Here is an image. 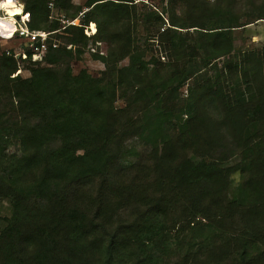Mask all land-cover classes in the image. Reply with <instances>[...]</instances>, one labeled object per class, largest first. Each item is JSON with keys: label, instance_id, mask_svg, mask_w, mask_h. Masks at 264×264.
Wrapping results in <instances>:
<instances>
[{"label": "trees", "instance_id": "obj_1", "mask_svg": "<svg viewBox=\"0 0 264 264\" xmlns=\"http://www.w3.org/2000/svg\"><path fill=\"white\" fill-rule=\"evenodd\" d=\"M133 1L86 0L76 6L51 0L71 17L86 7V22L102 15L114 23L109 39L115 60L95 55L105 65L102 76L73 74L69 63L58 71L54 66L71 57V49L57 47L42 58L51 67L32 61L29 76H11L16 61L0 52V89L12 101L0 114V202L10 205V216H0V264H166L174 250L182 255L177 264L216 261L201 247L191 251L193 243L171 238L179 221L181 227L194 222L192 236L210 243L197 246L216 243L215 236L219 246H233L230 264L264 263V58L246 50L220 68L216 64L234 55V32L250 21L242 23L228 7L210 8L207 0H185L184 13L178 0H169L160 12L142 14L146 40L156 39L167 58L146 60L124 24L138 18ZM255 1L264 7V0ZM22 2L32 29L59 27L58 21L48 23L47 0ZM252 11L249 17L264 18ZM73 28L68 43L87 38L82 26ZM98 32L108 40L105 28ZM124 58L126 65H115ZM187 80L179 105L177 91ZM117 91L128 101L123 108L114 106ZM213 109L219 118L211 116ZM171 121L178 126L175 140L168 134ZM253 125L259 129L247 134ZM225 126L234 130L229 144L237 154L227 148ZM136 134L149 137L158 154L150 170L164 173L151 191H143L148 183L138 178L122 177L131 166L121 160L125 140ZM9 135L19 152L5 157ZM189 145L202 153L186 155ZM236 172L242 176L237 184L231 178ZM177 203L182 218L169 221ZM132 205L141 209L134 221L116 224L118 212ZM225 216L239 226L223 241ZM197 217L208 220V233H200Z\"/></svg>", "mask_w": 264, "mask_h": 264}, {"label": "rangeland", "instance_id": "obj_2", "mask_svg": "<svg viewBox=\"0 0 264 264\" xmlns=\"http://www.w3.org/2000/svg\"><path fill=\"white\" fill-rule=\"evenodd\" d=\"M20 1V2H19ZM209 2L210 8H215L217 6L221 7H228L232 12L233 16H240V21L246 22L250 21L248 24L236 28L235 30V46H234V52L230 55H226L224 57H220L216 64L218 65V68H220L223 64V62L228 61L229 59L235 60L238 59L240 54L243 53L246 50H255L259 51L264 58V18L259 19H253L252 17H249L248 14L251 13L252 10H257L259 7H263L262 3L260 1H249V0H207ZM18 3L22 5L23 11H30V10H24V4L22 0H17ZM48 4L47 7L49 9V21L48 23H51L52 21H58L59 27L56 30H48L47 28H41L40 30L49 31L51 32L47 37V45L51 46V44L54 42L57 44V48H67L71 49V57L63 56L59 63L54 66V68L58 69V71H62L65 69L67 64L69 63V66L71 68V71L73 74H77L82 70H85L87 73L91 74L92 76H102L101 72L105 70V65L103 61H101L100 58H97L95 55H103L107 56L109 54L110 60H115V49L113 46V41L109 39V35L114 32L117 28L114 25V23H107V20L103 18L102 15H97L96 18L88 20L86 22L85 18H83V11L87 10L88 8L83 7V11L78 12L77 16L71 17L67 15V13L59 12L56 10L51 4V0H47ZM72 2L76 6H84V3L86 0H72ZM133 3H135L137 8V15L138 18H130L128 21L125 20L124 24L126 23V28L129 29L131 40L133 42L134 46H139L140 48L144 49L146 55L145 59L149 60L152 56L156 60H160L165 62L167 60L166 55L159 52L157 49V43H159L156 39L153 40H146V30L144 28V22L141 19L143 17V13H147L150 11V9L158 10L160 12L161 6H164L165 8L168 7L169 0H134ZM178 8L179 6H183L182 13L185 12L187 8V2L185 0H178ZM4 10L0 8V14H3ZM253 15L256 14H264V10H258L256 12H253ZM167 13H163L164 17H166ZM23 15V14H22ZM4 15L0 16V33L4 32V26L6 21L1 19ZM24 18V17H23ZM75 21L76 23L72 24L71 22ZM106 21V22H105ZM86 23V24H85ZM74 26H82L83 34L87 37L85 39L81 38L75 39V42L73 44L68 43V40L71 38H75L73 35V27ZM100 26V32L103 30V28L106 29L107 37H102L101 33L99 34L98 28ZM92 28V29H91ZM120 30H123V27L118 28ZM192 29V28H190ZM185 30V29H184ZM157 37V35H156ZM111 42V43H110ZM23 43L22 40L18 38H12L10 40L2 39L0 38V52L6 51L7 49L11 50L10 54H7L11 56L17 64V70L11 74V76H20L22 78L29 76V70L31 67L32 61H38L41 62V65L51 67L52 65H46L42 62V59H36L33 60L29 56L27 58H22L21 55L18 57H14L13 54L17 52H23L28 50L26 46L21 47V44ZM156 51H155V50ZM113 53V54H112ZM46 54V53H45ZM112 54V56H111ZM237 56V57H236ZM43 58V57H42ZM110 61V64H111ZM128 63V58H124L120 61H116L115 65H126ZM209 69L208 67H204L200 71H207ZM214 70H209V74H213ZM263 73H264V67H263ZM264 75V74H263ZM190 80V79H189ZM187 80V83H185L184 86H181L178 91V99L179 105L183 103L184 98H186L187 94V84H190L191 81ZM2 82V79H0V83ZM177 99V102H178ZM12 101L7 96L5 92H3L0 89V114L7 112L8 108L11 107ZM126 105H128V101L123 95L122 91H117L114 106L115 108H123ZM137 107H130V110H135ZM136 112V111H135ZM134 112V113H135ZM132 114V113H131ZM4 115V114H3ZM214 117L219 118L217 110L213 109L212 115ZM134 118H139L136 116H133ZM226 134L228 135L227 138V148L229 151L233 152L234 154L238 153V148H235L234 145H230L231 138L233 137L232 133H234V130L231 127L225 126ZM259 129V125H253L249 128L247 134H252L256 132ZM168 134H170L172 139H176L178 137V126L177 123L171 121L169 127H168ZM249 134V135H250ZM10 136V135H9ZM19 143L16 139H14L12 136L8 138L7 143L4 145V153L5 157H9L12 154H17L19 152ZM193 145H189L186 147L184 153L187 154H193V151H196V154H201L202 152L197 150L196 148L193 149ZM125 151L122 156L121 160H125L124 162L125 166H130V168L126 171V174L122 173V177L125 181H130L133 178H138L142 181V184H147L143 191H151V186L154 182H152L156 177L163 176L164 173H158L153 172L150 170L153 167V162L157 160L156 149L153 145L152 140L147 137L146 135H131L128 136L125 140ZM181 152V151H180ZM179 152V154H180ZM144 168L143 171L141 169ZM149 168V169H147ZM8 169H1V174H6ZM137 175V176H135ZM235 183L237 184L242 179V176L239 172H236L231 177ZM234 183V184H235ZM233 184V183H232ZM233 184V185H234ZM234 187V186H233ZM232 188V186H231ZM141 210L138 207L130 206L126 208L125 210H121L118 212V215L115 219V223H132L135 219V216L137 215V211L140 212ZM171 215L168 216V220L172 218L174 220L175 218H182L180 216L181 208L180 204H176L175 207L170 212ZM191 214V213H190ZM0 216L2 217H9L10 216V205L9 202L6 199L1 200L0 202ZM196 219H199L200 223L197 227L200 228V233H208L210 230L208 220L197 217ZM5 221H3L4 223ZM181 221L177 222V226L172 230V239L174 240H183L186 243H193L194 246H190L191 251L195 250L197 251L198 247H201V252L203 255H208L211 253V256L208 259H211L213 256V259H216V261H212L210 264H230L232 262V257L234 254V247L233 246H219V239L217 236H215L212 242H216L210 246H197L201 242L205 245H209L210 243H205L204 241H201V238H195L192 236L190 228L193 227L196 224L193 222L189 226L183 224V226L180 225ZM194 224V225H193ZM222 229L221 234L223 237V241L227 240L228 233H234L237 231L239 223L234 218H227L226 216L221 221ZM179 227V229H178ZM209 228V229H208ZM181 229V232L179 231ZM177 231V232H176ZM228 231V233H226ZM218 231L215 232L217 234ZM211 242V243H212ZM204 255V256H205ZM203 256V258H204ZM182 255H179L178 251L174 250L169 257H166V264H177L181 261ZM264 264V263H262Z\"/></svg>", "mask_w": 264, "mask_h": 264}, {"label": "built area", "instance_id": "obj_3", "mask_svg": "<svg viewBox=\"0 0 264 264\" xmlns=\"http://www.w3.org/2000/svg\"><path fill=\"white\" fill-rule=\"evenodd\" d=\"M52 4V3H51ZM29 11H26L24 15H17L14 19L15 24V30H13V34L10 37L12 38H18L23 41L21 44V47L26 46L28 50L23 52H17L14 55V57H18L19 55L22 56V58H27L28 56L33 59H42V57L45 55V53L48 51L49 48H56L57 44L52 43L51 46L47 45V37L52 32L44 31L40 29H32L30 27V20L31 15L27 16L26 18H23ZM4 14H0L2 16ZM72 24L76 23L75 21L71 22ZM0 38H5L4 34L0 33ZM9 49L5 51L6 54H10Z\"/></svg>", "mask_w": 264, "mask_h": 264}, {"label": "bare ground", "instance_id": "obj_4", "mask_svg": "<svg viewBox=\"0 0 264 264\" xmlns=\"http://www.w3.org/2000/svg\"><path fill=\"white\" fill-rule=\"evenodd\" d=\"M0 8L4 10V16L1 19L6 21L5 25H2L4 26V32L1 34H4L5 38L10 39L13 30H15L13 21L17 15H22L23 13L22 5L17 0H0Z\"/></svg>", "mask_w": 264, "mask_h": 264}]
</instances>
